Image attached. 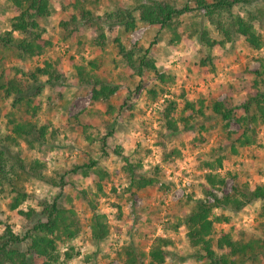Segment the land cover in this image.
<instances>
[{"label": "rangeland", "instance_id": "1", "mask_svg": "<svg viewBox=\"0 0 264 264\" xmlns=\"http://www.w3.org/2000/svg\"><path fill=\"white\" fill-rule=\"evenodd\" d=\"M75 1L82 2L94 20L89 24L80 23L78 31L68 33L60 29L59 22L69 19V10ZM174 1L178 8L185 4L190 8L180 18L179 41L172 42V32L156 25L139 23L134 31L125 33L121 27H109L96 20L104 13L131 6L130 0H48L49 16L39 21L42 37L48 45L40 56L20 59L15 52L3 49L0 42V75L5 70L17 68L18 76L26 83L30 73L43 67L44 62L62 64L64 79L54 86L45 83L41 95L34 100V105L39 106L38 123L49 121L52 126L48 132L54 127L59 133L54 139L47 134L42 150L37 145L29 149L22 142L19 148L26 161L35 159L44 163V174L56 179L63 176L64 182L60 189L27 176L26 191L38 197L60 194L59 206L72 208L75 215L78 235L59 245V257L54 264H126L125 252L131 247L144 254L141 264H148L150 245L157 239L170 242L164 264H202L194 257L195 249L185 235L183 221L192 208L189 200L213 203L212 194L221 198L234 189L245 192L264 184V125L257 129L256 143L240 146L235 140L242 129L236 120H231L225 130L224 122L218 118L197 119L192 122V127L203 136L204 143L194 148L183 133L177 134L173 137V145L181 152V159L173 167L161 162L155 139L162 130L164 98L176 100L175 118L179 117L185 100L209 99L230 100L236 108L235 118H239L242 115L239 104L246 89L252 85L255 73H262L264 78V0H254L248 6L262 11L261 20L254 22L262 43L259 50L250 49L242 38L233 36L230 42L210 52L198 44L195 32L199 29L198 24H202L200 15L205 10H198L195 0ZM16 14L9 0H0V34L9 30L8 19ZM211 30L218 36L214 27ZM13 36L18 37L17 34ZM101 36L104 37L103 46L99 45ZM116 39L126 49L133 50L136 57L148 50L167 83L158 82L148 71L138 76L116 54ZM209 54L211 63L202 66L201 62ZM87 63L94 66L93 71L101 81L116 87L107 101H91L90 87L79 85L75 66ZM39 80L44 83L47 77L41 75ZM181 94H184L183 98ZM10 103V99L0 96V135L6 131L5 115ZM190 114V111L186 112L187 116ZM82 126H88L90 139L82 133ZM108 133L111 134L102 147L98 138ZM232 144L235 152L231 150ZM13 150L17 151V147ZM135 155L141 159L148 176H152L155 168H158V174L153 185L131 196L122 157ZM90 160L97 162L99 170L109 174L102 182L98 198H94L97 194L94 177H83L81 170L75 168L89 164ZM207 174L225 177V184L214 188L208 186L205 182ZM83 191L93 203L97 202L96 212L104 217L107 225L109 236L102 243L92 239V213L81 199ZM68 196L71 201L67 200ZM8 200L9 187L0 188V232L4 224L20 232L15 213L8 209ZM28 207L34 208L36 203L25 202L18 209ZM213 214L229 220L214 224L211 237L216 251L215 240L221 232L229 231L237 238L239 231L254 232L260 222L264 223L259 201L241 211L215 208ZM65 253L70 258L67 259Z\"/></svg>", "mask_w": 264, "mask_h": 264}, {"label": "trees", "instance_id": "2", "mask_svg": "<svg viewBox=\"0 0 264 264\" xmlns=\"http://www.w3.org/2000/svg\"><path fill=\"white\" fill-rule=\"evenodd\" d=\"M17 14L8 19L9 30L0 34V42L3 49L15 52L20 59L40 56L48 45L43 39V29L39 21L49 16L48 0H9ZM132 5L120 8L116 11L104 13L96 20L109 27H121L125 33L134 31L139 23L159 26L172 32V42L179 41L181 35L178 32L181 16L189 11L188 5L178 8L174 0H130ZM254 0H195L197 9L205 10L201 16L202 24H198L196 39L198 44L212 51L216 47H222L230 42L233 36L240 37L252 50L261 48L260 36L254 29V22L260 21L262 11L251 9L248 6ZM198 12V11H197ZM199 13V12H198ZM136 14V15H135ZM90 12L85 9L82 2L75 1L69 10V19L59 22L61 30L78 31L80 23L93 22ZM211 27H214L216 36ZM17 34L18 37H14ZM99 45L103 46L104 37H100ZM116 54L125 60L126 64L138 75L144 71L153 73L158 82L166 84L167 79L160 74L154 60L148 55V50L142 56H135L133 50L126 49L120 40L114 41ZM211 63V55L201 62L202 66ZM90 67L92 69H90ZM94 66L87 63L75 66L77 81L80 86L91 89V101H107L116 91V87L101 81L94 73ZM18 69L5 70L0 75V96L10 99V109L5 115L6 131L0 135V188L9 187L8 209L15 213L20 224V232H15L8 224L3 225L0 232V264H54L58 260L59 245L71 241L78 235L79 229L75 221V215L70 209L59 206L61 195L53 197H38L28 193L24 187L27 176L50 185L52 187H64L63 176L56 179L54 176L44 174L46 166L35 159L26 161L19 149L20 143H24L29 149L36 145L40 150L44 148L46 135L54 137L59 133L58 128L49 127V121L38 123L39 106L34 105L36 97L41 95L44 84L54 86L64 79L62 64L44 62L43 67H37L30 73L29 80L23 83L18 76ZM46 76L47 80L41 83L39 76ZM156 95L154 91L151 92ZM181 98L184 94L180 95ZM161 131L155 139L160 153L161 162L173 167L181 159V152L173 145V137L184 134L192 147L204 143L203 136L197 134L192 127V122L197 119L218 118L224 122V129H228L229 122L236 120L242 129L235 142L240 146H250L256 143L257 129L264 125V78L262 73H255L252 85L248 87L242 96L239 109L242 115L235 118V107L230 100L216 101L215 99L199 100L192 102L185 100L181 113L175 118L177 107L176 100L164 98L162 100ZM190 111V115L186 112ZM207 111L208 113H205ZM88 126H82V133L86 139H90ZM105 136H99L102 147L106 145ZM98 135V134H97ZM230 138V133L228 134ZM92 141V140H91ZM17 147V151L13 148ZM231 150L235 152L233 144ZM120 155L118 151L115 152ZM104 154V152H102ZM123 170L129 176L128 191L131 196L136 192L153 185L157 180L158 168H155L152 176H148L143 170L141 159L134 157H122ZM211 167L210 164H206ZM81 170L83 177H94L98 198L102 192V182L109 174L99 170L97 162L90 160L89 164L75 167ZM58 173H55L57 175ZM205 182L208 186L221 187L225 184V177L217 174H207ZM206 194L211 192L206 191ZM213 203L205 200H189L192 208L186 215L183 225L186 229V239L195 249L194 257L202 264H260L264 261V223H259V228L254 232L239 231L237 238H233L229 231H223L215 240L213 246L212 234L215 223H228L223 215L215 216V208H226L231 211H241L245 206L260 202V217H264V184L257 185L253 190L238 192L234 189L231 194L221 198L212 194ZM81 199L86 203L92 213L90 225L91 236L96 243L106 241L109 236L104 217L96 212L97 202L94 203L86 192H82ZM71 201L70 197H67ZM33 201L36 207H28L26 210L18 208L25 202ZM0 225L2 223L0 222ZM169 240L157 239L150 245L148 252V264H164L169 252ZM126 264H141L144 254L138 250L128 248L125 252ZM68 259L70 255L65 253Z\"/></svg>", "mask_w": 264, "mask_h": 264}]
</instances>
